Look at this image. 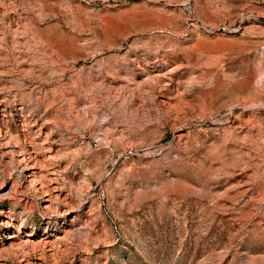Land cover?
<instances>
[{
	"label": "rangeland",
	"instance_id": "obj_1",
	"mask_svg": "<svg viewBox=\"0 0 264 264\" xmlns=\"http://www.w3.org/2000/svg\"><path fill=\"white\" fill-rule=\"evenodd\" d=\"M0 264H264V0H0Z\"/></svg>",
	"mask_w": 264,
	"mask_h": 264
}]
</instances>
